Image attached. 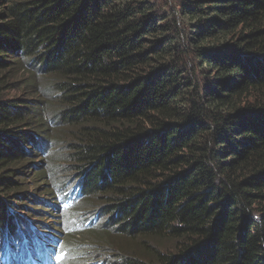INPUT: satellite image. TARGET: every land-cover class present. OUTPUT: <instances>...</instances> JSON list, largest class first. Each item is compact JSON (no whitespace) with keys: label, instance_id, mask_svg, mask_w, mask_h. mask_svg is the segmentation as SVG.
Listing matches in <instances>:
<instances>
[{"label":"trees","instance_id":"trees-1","mask_svg":"<svg viewBox=\"0 0 264 264\" xmlns=\"http://www.w3.org/2000/svg\"><path fill=\"white\" fill-rule=\"evenodd\" d=\"M44 88L77 174L55 188L86 237L53 264H264V0H0L1 258L36 239L8 198L25 197L10 166L51 139Z\"/></svg>","mask_w":264,"mask_h":264},{"label":"rangeland","instance_id":"rangeland-1","mask_svg":"<svg viewBox=\"0 0 264 264\" xmlns=\"http://www.w3.org/2000/svg\"><path fill=\"white\" fill-rule=\"evenodd\" d=\"M36 85L39 86V83H36ZM46 88H48V85L46 86ZM44 90L45 88L39 89V96L43 98L44 102L47 103V105L45 104L44 115L47 118H50L49 136L51 137V139L50 141H47V147L45 150L33 151L34 153L32 155H29L30 157L28 158V160L26 162L23 161L22 166H10V169L16 170V172H12L13 174L10 177L18 184L19 188L16 192H21L25 197H21L18 200L14 198V194H10V198H8V200H13V203H15L17 206L16 210L20 212L22 217L26 218L27 229L23 227L22 230L26 233V235L28 234L27 231H30V233L36 235V239L29 238L30 242H24V248L30 251L34 247L32 244L37 243L38 246H42L47 251L46 264H53L52 258H57V256H60V258L66 256V261H68L69 256H75L74 258L79 259V257H76L77 254L75 253L77 252V249L73 245V243L79 244V242L84 241L86 237L82 236V233L85 231V226L84 223L82 224L80 221V215L78 213L72 212V209H74V205L71 204L72 201H64L61 203L59 199L60 197H64V192L60 193L56 191L57 188H55L56 184H58L60 180H65L67 178L66 176H68L69 178L68 181H74L75 178H77V174H74L75 171L71 169L73 168V165L69 164L72 162L71 158H69V154L67 156V153H69L70 151L69 148L72 143V137H70V135L65 131L64 128L57 126L58 124L54 121L53 113L57 109V105L55 103L54 96L50 92V89H47L48 92H44ZM24 93L25 92L23 91L22 87L18 85H14V87H12L10 91L6 92V94L10 97H19ZM26 96L34 97L28 95ZM48 162L58 164L54 169L56 171L54 175L48 177V174L47 180L43 182L35 181L36 179H34V172L40 169H46L45 164H48ZM67 164H69V167L67 166ZM7 171L8 170H6V172ZM60 171H62V173H60ZM51 185L54 186L51 187ZM50 188L52 189V191ZM70 189H73L71 185L70 187L66 188V192L70 191ZM51 192L53 193L52 195H50ZM49 202H54V205L51 206V208L55 212V206L60 205V211L62 213L56 212V216L53 218L49 215L42 214L40 212V209H42L43 206H49ZM43 209L47 210L46 207ZM96 209L97 208L93 207L91 211L96 212ZM51 220H53L54 222H51ZM83 220L85 223H87L88 218H83ZM102 221L103 220L101 219L100 224L102 223ZM95 226L96 225L94 223L92 227ZM52 228L56 229V231L51 230ZM42 231L53 233L58 237V240L54 241V244L46 241V238H49V235L42 233ZM68 236L76 238L77 240H74L72 242L68 241L69 243H67L66 239L68 238ZM61 239H63L64 241L65 251H63V249H61V245H59ZM171 242L163 237H160V239L142 237L138 238L135 242H132L131 240H125V238L123 237L113 240V243L119 245V248L124 252L135 254L142 253V255L144 253V247L142 245H147L150 247L170 248L173 243ZM46 244L53 247H58L54 248L52 252L53 254H51L50 250L46 248ZM11 246L13 245L11 244ZM141 246L143 247V250ZM26 249H24L23 252H26ZM59 249L60 252L58 251ZM9 252L13 255L11 251ZM0 264H6L1 257ZM85 264H90V262H86Z\"/></svg>","mask_w":264,"mask_h":264},{"label":"snow or ice","instance_id":"snow-or-ice-1","mask_svg":"<svg viewBox=\"0 0 264 264\" xmlns=\"http://www.w3.org/2000/svg\"><path fill=\"white\" fill-rule=\"evenodd\" d=\"M60 258V256H57V259H59Z\"/></svg>","mask_w":264,"mask_h":264},{"label":"bare ground","instance_id":"bare-ground-1","mask_svg":"<svg viewBox=\"0 0 264 264\" xmlns=\"http://www.w3.org/2000/svg\"><path fill=\"white\" fill-rule=\"evenodd\" d=\"M29 245H30V243H29Z\"/></svg>","mask_w":264,"mask_h":264}]
</instances>
